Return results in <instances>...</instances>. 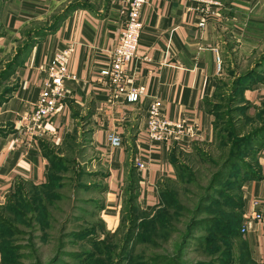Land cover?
<instances>
[{"label":"crops","instance_id":"obj_1","mask_svg":"<svg viewBox=\"0 0 264 264\" xmlns=\"http://www.w3.org/2000/svg\"><path fill=\"white\" fill-rule=\"evenodd\" d=\"M1 1L0 23L17 40L62 6L78 5L34 43L15 73L18 87L0 104V205L20 185L45 183L49 154H57L83 126L105 174L102 214L106 223H114L131 166L136 170L137 202L143 209L153 207L160 184L176 177L178 153L212 137V117L204 103L214 91L216 57L222 63L230 57L254 62L256 53L264 51V0H216L221 4L220 16L206 19L203 26H199L203 17L195 0H148L141 9L143 28L136 56L124 66L126 88L143 85L145 94L137 102H128L100 75L123 26V0ZM70 43L74 50L64 81L65 96L44 124L45 133L28 138L20 130L21 116L38 97L45 76L41 66ZM259 75L258 82L241 90L245 102L264 105V70ZM154 99L161 100L160 111L166 118L196 121L199 137L185 146L150 141L145 134L146 110ZM111 132L120 137V146L110 145ZM135 156L145 162L144 168L136 166ZM257 166L258 177L242 185L241 225L246 227L242 235L251 257L264 262V146L257 154Z\"/></svg>","mask_w":264,"mask_h":264},{"label":"rangeland","instance_id":"obj_2","mask_svg":"<svg viewBox=\"0 0 264 264\" xmlns=\"http://www.w3.org/2000/svg\"><path fill=\"white\" fill-rule=\"evenodd\" d=\"M74 5L71 2L62 6L57 13L32 24L25 32L26 38L29 31H47L56 26L57 19ZM40 37L28 40L34 43ZM25 42V38L15 39L0 23V104L19 85L15 73L28 56ZM258 52L254 62L228 58L216 73L214 91L205 99L212 120L216 118L219 124L228 123V127L244 133L264 122V105L242 102L238 93L229 94L226 89L264 53ZM15 58L19 63L16 67L11 63ZM216 88L223 95H215ZM244 104L250 106L249 110ZM227 128L190 151L178 153L184 168L178 179L162 182L153 207L143 209L139 205L130 188L135 177L127 178L114 223L109 225L102 214L105 174L89 146L88 132L81 126L68 139V147L55 154L48 182L25 183L5 196L0 205V264H49L52 258H56L55 264H210L225 249L229 252L221 264H248L240 260L245 250L236 241L223 238L219 240L221 249L213 252L214 246L205 249L201 244L209 231L195 230L192 235L188 231L196 217L242 214L240 183L250 169L257 172L258 166L254 157L242 154V141L235 138L222 142V134L225 137L229 132ZM206 192L212 201L199 212V199ZM235 197L238 199L232 203L229 199ZM241 226L239 233L244 239Z\"/></svg>","mask_w":264,"mask_h":264},{"label":"built area","instance_id":"obj_3","mask_svg":"<svg viewBox=\"0 0 264 264\" xmlns=\"http://www.w3.org/2000/svg\"><path fill=\"white\" fill-rule=\"evenodd\" d=\"M198 4L199 12L203 19L199 26H203L208 18H217L220 16V2L216 0H195ZM148 0H123L121 12L125 19L118 39L114 46L110 48V60L102 70L100 75L106 77L109 84L116 88L118 93L125 94L128 102H137L145 94L143 85L126 88L127 71L124 68L136 56L139 39L143 28L140 17L141 9ZM74 50V44L70 43L66 47L55 51L52 57L41 66L45 71V76L41 82V88L38 93L33 108L22 115V124L20 130L28 138L41 137L45 133L44 124L47 123L50 116L56 114L58 104L65 96V79L69 76L68 64L71 54ZM222 61L219 56L216 57V73H220ZM161 100L154 99L146 110L147 120L145 134L153 142H178L180 145H186L200 135V128L196 121L180 118L172 120L166 118L160 111ZM108 141L112 147H118L121 144L120 137L111 132L108 135ZM134 163L138 168L146 166L143 160L135 156ZM260 217L259 214L256 215ZM246 230L245 225L241 226V232Z\"/></svg>","mask_w":264,"mask_h":264},{"label":"trees","instance_id":"obj_4","mask_svg":"<svg viewBox=\"0 0 264 264\" xmlns=\"http://www.w3.org/2000/svg\"><path fill=\"white\" fill-rule=\"evenodd\" d=\"M77 5L78 4H76L74 6H69L67 8V10L65 11V14H62L60 16V18L57 19V21L60 22V20L64 19V17L67 15V13H69ZM56 26L49 28L47 31L54 30ZM47 31L42 30L41 28L37 29V30H33L31 32L29 31L27 33V38H26V36H24L26 42L24 43L23 46L27 47L28 48L27 50L30 51V49L33 47L35 42L33 43L32 41H29L28 39H32L33 37L43 36L47 33ZM29 51H28L27 55L29 54ZM17 61H18L17 58H15V60L14 59L11 60L12 65H14L15 67L18 66L19 63L17 64ZM263 70H264V53L253 64V67L251 69H249L244 74L237 76L233 80V82L230 84V86L228 85V87L226 89L227 92L229 91V94L238 93L239 98L242 100V102H245V100H243L241 97V90L250 86L252 83L258 82L259 76H260L259 74ZM217 84H218V82H217ZM219 91H220V89L216 88V90L214 92V94L217 95L218 97L223 95V92H219ZM218 93H220V94H218ZM237 97H238V95H237ZM239 102H240V104L242 103L241 101H239ZM245 103H248V102H245ZM204 104H205L204 106H206L207 100H205ZM248 104H250V103H248ZM244 105L247 106V109L249 110L250 106L246 105V104H244ZM222 116H224V114H222ZM217 121H218V119H216V118L212 120V136H213V138L216 137L215 134L220 135L222 133V131L228 127V123L219 124ZM220 121L222 122L223 120H220ZM227 129H229L228 134L225 137L223 136V134L221 136L222 142L223 143L228 142L229 140L234 141V139L237 138L238 139L237 141H242L244 143V150H241L244 157H247V158L254 157L255 163H257V154L261 150V148L264 146V122L262 124H260L258 127H255V128H252L251 130H248L246 133H244L242 131H236L230 127H228ZM67 142H68V140H67ZM66 143H65L64 149L66 147H68V145H69ZM234 143L235 142H232V144H234ZM195 146H196V144L193 145L192 148ZM195 149H197V148H195ZM228 158H230V157L228 156ZM228 158H226V159H228ZM49 159H50V170L48 173V178L51 177V174H52V165L56 159L55 154H49ZM241 161H243V159H241ZM180 166H181V168H179ZM183 168H184V166L179 164V159H178V161L176 162V177H175V179H178V177L180 175V171ZM129 177H132V178L135 177L134 181H130V179H129V181L131 182L130 188H132L134 190V193L136 195L135 199L137 201V192H136L137 177H136V170L133 166L130 167ZM257 177H258V170L256 172V171H251V169H250V171L247 172L246 178H244L240 183L241 184L240 185L241 193H242V185L248 179H252V178L254 179ZM48 178H47L46 182H48ZM45 183H43V184H45ZM30 184H32V183H30ZM43 184H38V185H43ZM161 184H160V187H162ZM33 185H35V184H33ZM17 188L18 187H16V189ZM161 189L162 188H159V192ZM236 199H238V198L235 197V198H231L229 200L232 203H234L236 201ZM209 200L212 201V197L209 196L208 192L204 193V195L201 196L199 199V202L197 205V211L202 212L204 209H206V203ZM241 210L243 211L242 194H241ZM242 211H241V213H243ZM242 221H243L242 214H233V215H230L229 217H224L221 214L218 216L215 215L212 218L196 217L194 220L191 221L192 223H189L188 231H189V235H192L193 231H195V230H197V231H202V230L209 231L211 236L210 235L204 236L201 244L205 245V249H209L210 247L214 246L213 252L221 249L219 240H222L223 238L225 241H236L237 244H239V246H242L241 248L245 250V252H243V250L241 251V252H243L242 257L240 258V260L242 259V263L247 262L248 264H264V262H258L251 257L250 252H249L248 247H247V243L245 242L244 239L241 238V235L239 233V228H240V225L242 224ZM187 237H189V236H187ZM228 252H229V250L225 249L224 254H222L223 256L220 255V256H218V258L215 257L214 259H212L213 261H211L210 264H214V263L215 264H221V263H223L225 261L223 258H227ZM220 253H223V251L221 250ZM56 262H57L56 258H52L49 261V264H55Z\"/></svg>","mask_w":264,"mask_h":264}]
</instances>
